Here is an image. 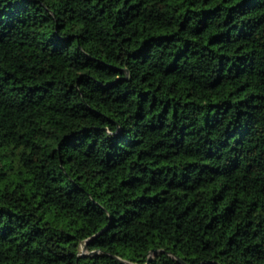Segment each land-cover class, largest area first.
Returning <instances> with one entry per match:
<instances>
[{"label": "trees", "instance_id": "trees-1", "mask_svg": "<svg viewBox=\"0 0 264 264\" xmlns=\"http://www.w3.org/2000/svg\"><path fill=\"white\" fill-rule=\"evenodd\" d=\"M111 255L264 264V0H0V264Z\"/></svg>", "mask_w": 264, "mask_h": 264}, {"label": "water", "instance_id": "water-1", "mask_svg": "<svg viewBox=\"0 0 264 264\" xmlns=\"http://www.w3.org/2000/svg\"><path fill=\"white\" fill-rule=\"evenodd\" d=\"M101 232H99L98 234H100ZM97 234V235H98ZM97 235H95V236H97ZM94 236V237H95ZM87 243H88V240L85 242V244L83 245V247H82V254L84 255L85 253H84V251L86 250V246H87ZM91 254H94V253H96V251H92V252H90ZM153 253H155V251H151L150 252V254H153ZM111 257H113V258H115L116 260H118V261H120L121 263H124V264H132V263H130V262H128V261H126V260H123V259H121V258H119V257H117V256H115V255H111ZM150 258L151 257H148V260H147V264H149V261H150ZM178 260L182 263V264H185L183 261H181L179 258H178Z\"/></svg>", "mask_w": 264, "mask_h": 264}, {"label": "rangeland", "instance_id": "rangeland-1", "mask_svg": "<svg viewBox=\"0 0 264 264\" xmlns=\"http://www.w3.org/2000/svg\"><path fill=\"white\" fill-rule=\"evenodd\" d=\"M86 251V250H85Z\"/></svg>", "mask_w": 264, "mask_h": 264}]
</instances>
